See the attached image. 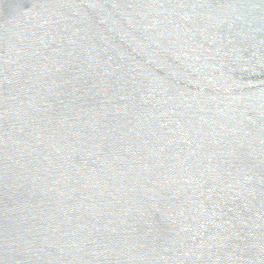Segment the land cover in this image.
Masks as SVG:
<instances>
[{"label": "water", "instance_id": "obj_1", "mask_svg": "<svg viewBox=\"0 0 264 264\" xmlns=\"http://www.w3.org/2000/svg\"><path fill=\"white\" fill-rule=\"evenodd\" d=\"M0 264H264V0H0Z\"/></svg>", "mask_w": 264, "mask_h": 264}]
</instances>
